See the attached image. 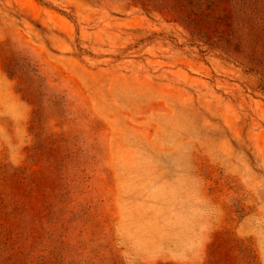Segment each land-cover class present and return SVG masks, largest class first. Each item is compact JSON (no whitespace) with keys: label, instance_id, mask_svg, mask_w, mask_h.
Returning <instances> with one entry per match:
<instances>
[{"label":"rangeland","instance_id":"374dc122","mask_svg":"<svg viewBox=\"0 0 264 264\" xmlns=\"http://www.w3.org/2000/svg\"><path fill=\"white\" fill-rule=\"evenodd\" d=\"M0 264H264V0H0Z\"/></svg>","mask_w":264,"mask_h":264}]
</instances>
